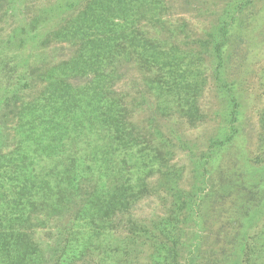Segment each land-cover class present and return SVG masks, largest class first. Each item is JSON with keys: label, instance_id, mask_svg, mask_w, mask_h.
Listing matches in <instances>:
<instances>
[{"label": "trees", "instance_id": "1", "mask_svg": "<svg viewBox=\"0 0 264 264\" xmlns=\"http://www.w3.org/2000/svg\"><path fill=\"white\" fill-rule=\"evenodd\" d=\"M262 1L226 0L212 30L193 36L172 18V8H182L176 0H82L62 18L43 8L21 22L18 38L10 44L8 36L9 46L0 48V264H264V180L244 182L264 162L252 159L245 169L232 163L208 181L214 160L202 152L201 171H193L197 187L187 189L184 168L173 159L179 147L193 152L175 129H161L175 119L200 125L209 78L238 94L222 72L232 45L256 30L254 10ZM52 42L71 54L41 61ZM128 65L138 73L135 96L149 108L142 128L131 120L128 95L115 88ZM258 83L264 92V68ZM241 107L232 98L229 131L211 146L232 143ZM257 123L261 155L264 105ZM153 192L164 195V212L132 218ZM209 216L223 219L224 236L215 243L205 234ZM50 223V241H35L34 230L51 231ZM194 231L195 238L202 232L187 244Z\"/></svg>", "mask_w": 264, "mask_h": 264}, {"label": "rangeland", "instance_id": "2", "mask_svg": "<svg viewBox=\"0 0 264 264\" xmlns=\"http://www.w3.org/2000/svg\"><path fill=\"white\" fill-rule=\"evenodd\" d=\"M79 1L82 0L0 1V48H6L9 46L7 43L9 40L8 36H10V44L12 43L14 36L18 38L19 33L15 30L20 27L21 22L26 20L29 14L40 12L44 8L51 15L57 13L58 16L62 18L73 12L76 9L77 4L80 3ZM176 2L180 3L178 0H176ZM225 3L226 0H186L183 4L180 3L182 8L177 5L175 6L176 8H172V18H174V16L176 19L181 18L187 24L185 25V29L183 31L185 35H200L201 31L204 32V30H212L213 24L218 19V9H221ZM256 6L257 7L254 12H256L255 19H258V26L252 24L250 27L253 29V26H255L256 30H253V33L248 32V34H245L238 41L235 39V32L237 30L232 32L234 40L237 41L234 45H232L235 49V53L233 54V58L229 60L225 70L222 72L223 78H226L229 81L235 80L238 94L235 92L234 87L229 91L221 86L214 85L215 82L212 78H209L205 90L202 92L199 100L200 109L207 114V117L199 123L200 125H198L197 128L191 127L184 122L175 119V121H166L161 126V129L167 134L175 129V133L179 135L177 138L181 137L182 140H185L188 147L193 152H189V150L184 147H179L175 150L173 159L174 164L184 168V171H182V185H184L187 189H190L192 184L194 188L197 187H195V185L198 184L199 177H196V180H194L195 175H193V171L195 167L201 171V167L204 164V158L201 155L202 152L205 154L207 153V155L209 154L210 157L212 156L211 159L214 160L212 165L215 171L213 172L211 170V175L207 176L208 181L211 177L215 178L214 173L218 172V168L222 170L223 167L227 165L229 166L232 163L234 164L240 162L242 167V164H247L252 159H255L252 160L254 162H264V154H259L261 151L257 150L256 145L258 137L257 134L259 131L257 118L262 106L264 105L262 104V96L264 95V92L260 83H258L261 71L264 68V0ZM27 7L31 10H26ZM61 13H63L62 16L59 15ZM227 22H229V20H227ZM54 23L55 25L57 24L55 21ZM54 23L52 25H54ZM237 23V21L232 23V27H236ZM261 29H263V31L259 35L258 32ZM45 31L46 30L42 29L39 32L38 37L35 40H32L31 43L33 42L34 45L41 43L43 39L42 35H44ZM176 33L180 36L181 31H176ZM48 45V47L43 49L45 53L41 56L43 59L41 61H58L62 58L68 57L72 52V49L70 50L67 46H59L58 44H53V42ZM10 47L13 46L10 45ZM61 47H64L65 50H60ZM11 58L12 57H10V61ZM122 77L123 78L115 84V88L117 90H122V92L128 95L126 100L130 103L128 106L133 111L131 120L138 128H142L144 124H147L146 120L148 118L149 108L148 106V109L142 106V101L138 97V94L137 97L135 96L134 83L135 80H138V73L133 66L128 65V67L125 68ZM232 98L237 99L238 102L242 104L240 110L238 109L240 115L238 114L237 121L233 124V127L236 128V130L238 129V133L235 135V138L230 145L217 149L216 146L213 147L211 144H214L216 139L224 137L229 131L230 126L227 123L226 115L231 109ZM258 157L260 158L258 159ZM263 167L264 165L258 169L257 165L254 166V175L256 178L248 174L245 178L246 181L244 180V182L246 184L249 182L248 185H251L253 183L261 182L260 180H264V174L261 176L259 174L264 172ZM242 169H245V167H242ZM258 174L259 176H257ZM240 180L242 181L243 179L240 178ZM205 189L206 187L203 186V190ZM163 196L164 195L162 194L153 192V194L145 197L133 208L131 213L132 218L137 221H146L150 220L151 217L161 215L164 212L161 200V197ZM233 202L232 198L227 202H224L223 205L225 206V209H227V206L229 205L231 207ZM237 203L239 204V201ZM233 214V212H226L223 216L228 215V217L232 218V216H234ZM213 218L214 216H209V218L206 219V224H204L205 234L211 239L210 243H215L217 239L224 236L223 233L219 234V227L223 222L222 217L218 223H215ZM125 219H127V216L122 219L120 227L125 225ZM233 219H235V217ZM48 227L51 231L47 229L34 230L33 238L35 241L42 242L43 244L50 241L48 240V236L53 233L55 223H50ZM201 232L202 231L198 233L200 234ZM195 233L196 231L189 234L190 237L186 240L187 244L193 242ZM198 233L196 234L195 239L198 238ZM209 248L210 247H207L205 249L209 251Z\"/></svg>", "mask_w": 264, "mask_h": 264}]
</instances>
